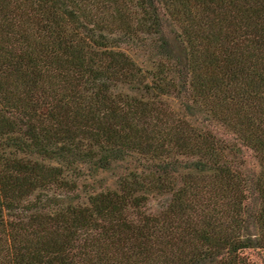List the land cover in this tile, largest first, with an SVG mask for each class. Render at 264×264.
Instances as JSON below:
<instances>
[{
  "label": "trees",
  "instance_id": "16d2710c",
  "mask_svg": "<svg viewBox=\"0 0 264 264\" xmlns=\"http://www.w3.org/2000/svg\"><path fill=\"white\" fill-rule=\"evenodd\" d=\"M249 250L264 260V0H0V264Z\"/></svg>",
  "mask_w": 264,
  "mask_h": 264
},
{
  "label": "rangeland",
  "instance_id": "374dc122",
  "mask_svg": "<svg viewBox=\"0 0 264 264\" xmlns=\"http://www.w3.org/2000/svg\"><path fill=\"white\" fill-rule=\"evenodd\" d=\"M245 160L247 163H252V159L250 158L249 154L247 151H245ZM107 178V176H102ZM109 179H107L106 181H108ZM155 203V202H154ZM245 254L248 255L251 259H253L255 262H257L258 264H264V260L255 252V251H245Z\"/></svg>",
  "mask_w": 264,
  "mask_h": 264
}]
</instances>
